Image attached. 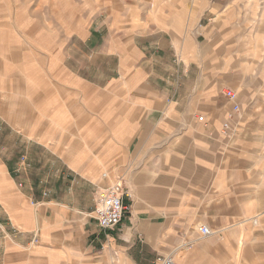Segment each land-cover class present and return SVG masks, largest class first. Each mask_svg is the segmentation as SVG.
<instances>
[{"label": "crops", "instance_id": "0c3cea01", "mask_svg": "<svg viewBox=\"0 0 264 264\" xmlns=\"http://www.w3.org/2000/svg\"><path fill=\"white\" fill-rule=\"evenodd\" d=\"M214 4H188L186 22L164 26L114 20L107 59L43 56L36 20L31 30L18 9L0 11L2 139L47 158L30 167L27 154L0 155V222L17 229L0 234V264H154L170 253L175 264H230L240 248L261 258L264 71L212 24ZM229 89L240 111L225 135ZM27 168L23 190L12 173ZM115 181L129 208L102 230L91 208ZM200 225L212 234L200 237Z\"/></svg>", "mask_w": 264, "mask_h": 264}, {"label": "rangeland", "instance_id": "374dc122", "mask_svg": "<svg viewBox=\"0 0 264 264\" xmlns=\"http://www.w3.org/2000/svg\"><path fill=\"white\" fill-rule=\"evenodd\" d=\"M203 1L215 3V11L218 13L212 24L223 28L226 34L225 40H228L229 45L234 47L230 48L235 50L237 57L250 53L252 59L255 60L254 65L262 67L264 71V0H0V11L7 8L18 9L20 15L17 19L20 24L32 25L31 30L35 29L33 25L36 20L35 26L37 25L36 27L39 29L38 34L41 33L37 51L43 56L47 49L53 52L54 59H61L62 56L65 59H107L100 53L103 48L102 38L109 36L108 31L110 30L104 31V29L105 27L111 28V23L113 24L114 20L124 25L131 23L132 20L135 24L145 22L161 26L181 23L183 20L186 22L187 12L181 15L184 6L194 4L200 8L199 3ZM25 13L32 15L29 16ZM126 19H129L130 22H125ZM135 33H140V31ZM88 34L91 37L86 39ZM135 37L140 41V36ZM47 41L48 45H46ZM31 49L33 50V48ZM30 56L33 57V55ZM2 134L0 131V155L3 156L5 163H16L22 154H27L30 157V167H32V163L43 164L47 160L42 154L44 153L43 149L30 146L26 153L22 150L23 148H18L19 146L14 148L13 143L2 139ZM35 153H38V157H35ZM39 158L42 159L38 161ZM47 162L49 163V161ZM13 166L15 167V164ZM32 171V168H27L20 174L19 171H16L18 176L12 173L13 183H15L13 185L23 190L28 184L31 186ZM53 173L55 176V167L51 174ZM19 182H22L21 187L18 186ZM60 188L58 185L57 190L59 194H62L64 192L63 185ZM77 197L82 202L83 199L79 198L84 197V193ZM89 197L90 195L86 199L89 200ZM91 210L93 211V208ZM89 222L92 223V226L94 225L93 213L90 215ZM1 227L8 231L2 222H0V230H2ZM0 234L5 235L3 232ZM246 242L249 245L252 244V241ZM262 244L263 255L261 258L257 259L253 249H245L242 253L243 250L240 248L237 250V254L230 258L231 262L229 263L264 264V238Z\"/></svg>", "mask_w": 264, "mask_h": 264}, {"label": "built area", "instance_id": "2783aa9c", "mask_svg": "<svg viewBox=\"0 0 264 264\" xmlns=\"http://www.w3.org/2000/svg\"><path fill=\"white\" fill-rule=\"evenodd\" d=\"M225 96L228 101L231 102V111L227 113L225 120L222 123L221 131L225 135H231L234 132V127L231 126V121L235 118L240 111V106L237 102V93L233 90H225ZM198 120L202 121L203 116H198ZM23 159V158H22ZM18 186H22V182L18 183ZM43 195H47V192H43ZM127 190L123 186L121 181H115L108 187L100 188L96 190L94 197L93 218L96 226L102 230H112L118 226L125 216L128 210V205L124 202V198L127 197ZM2 230L3 233H15L17 229L10 222L8 223V231ZM200 237H208L212 234V231L206 225H200L197 229ZM36 239H33V243ZM190 245V243H188ZM154 264H175L173 253L168 255H159L155 259Z\"/></svg>", "mask_w": 264, "mask_h": 264}]
</instances>
